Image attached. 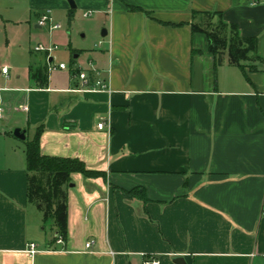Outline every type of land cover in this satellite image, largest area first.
<instances>
[{"label":"crops","instance_id":"obj_1","mask_svg":"<svg viewBox=\"0 0 264 264\" xmlns=\"http://www.w3.org/2000/svg\"><path fill=\"white\" fill-rule=\"evenodd\" d=\"M74 1L0 0V10L27 12L9 22L36 55L14 76L0 71V264H264V0ZM74 11L93 16L102 40L75 48L68 31L74 56L62 70L35 51L36 31H61ZM45 15L52 22L42 25ZM220 18L257 40L242 67L228 52L217 65L210 50L206 32ZM31 67L48 69V86ZM96 79L109 91H94ZM41 126L43 155L105 173L72 174L68 238L55 251L52 228L38 241L45 228L28 202L26 156L22 164L7 148L16 129L32 140Z\"/></svg>","mask_w":264,"mask_h":264},{"label":"trees","instance_id":"obj_2","mask_svg":"<svg viewBox=\"0 0 264 264\" xmlns=\"http://www.w3.org/2000/svg\"><path fill=\"white\" fill-rule=\"evenodd\" d=\"M129 9L141 10L136 7H129ZM215 26L216 30L211 29L206 32V35L217 65L219 54L228 52L231 64L242 67V63L248 60V55L256 50L257 40L240 37L238 30L227 26L221 18ZM229 29L230 35H228ZM194 30L203 31L200 27H194ZM30 72L31 76L40 82L42 88L48 86L47 68L34 71L31 67ZM43 132L44 127H39L34 138L26 143L27 198L29 204L37 207L43 215L44 225L56 231V237L49 243V247H54L57 236L63 238L65 242L68 238V190L71 186L72 174L79 173L85 178H98L105 177V173L89 170L79 159L43 155L40 145ZM130 194L148 203L145 191L135 190Z\"/></svg>","mask_w":264,"mask_h":264},{"label":"rangeland","instance_id":"obj_3","mask_svg":"<svg viewBox=\"0 0 264 264\" xmlns=\"http://www.w3.org/2000/svg\"><path fill=\"white\" fill-rule=\"evenodd\" d=\"M26 16L27 12L21 9L10 10L9 12L3 9L0 10V71L5 65H8L9 67L7 69L8 71L10 70L12 76H14L15 70L24 71V68L30 63L32 57H36V55H33L30 51V44H26L27 36L23 33L18 34L22 28H17L15 24L9 22V20H13L12 18H26ZM92 20L93 16L83 18L81 13L74 11V15L70 21L65 20L63 22V19H61V31L50 33L47 29L35 30L41 36L40 39H35V42L47 46L57 45L59 49L52 53L54 54L55 62L57 64L65 63L69 65L74 55H72L71 49L65 40V35L68 31L72 34V41L73 44H75V48L77 46V48L94 49L95 45L102 40L101 37L97 38L95 33H92V30L90 31L92 28ZM32 29H35L34 25ZM25 45H27V54L23 51ZM89 58V55H84L77 64L85 68L89 64ZM29 136L31 138V134ZM30 138L27 137L25 140L10 138L13 142L7 147L9 149H15L16 157L20 163L22 161V164L25 162L26 143L28 140H31ZM32 208L34 209V214H37V216L39 215L38 217L43 219V215L39 212L37 207L32 206ZM44 228L45 231L40 232V238L38 239L41 247H44L45 243L51 238V227L44 225Z\"/></svg>","mask_w":264,"mask_h":264},{"label":"built area","instance_id":"obj_4","mask_svg":"<svg viewBox=\"0 0 264 264\" xmlns=\"http://www.w3.org/2000/svg\"><path fill=\"white\" fill-rule=\"evenodd\" d=\"M92 13H86L84 16L85 17H89L91 16ZM52 22V19L49 15H45L42 20H41V23L42 25H47L49 23ZM61 26L60 25H56V24H52L51 25V30H58L60 29ZM55 50H58V47L57 46H44V45H39L37 47H35V51L36 52H40V53H46L47 54V60H50L51 59V54L55 51ZM59 69H67V65L66 64H60L59 66ZM51 69H55L54 68H51ZM2 73L4 75H7L8 74V69L5 68L3 69ZM79 78L80 80L83 82V87H86L89 85L90 83V80H89V76H88V73L87 72H81L79 74ZM94 91H106L108 90L109 91V85L106 81L102 80V79H96L94 81ZM106 126V123H101L98 125V128L100 130L104 129ZM65 245V241L63 238L61 237H58L57 236V240H56V245L55 246H64ZM93 245V242H90L87 244V248H91V246ZM49 251H55L53 249H51V247H49ZM28 252L30 253V255L34 256L36 255L37 253H39L38 251V247L35 245V244H31L29 246V250ZM143 264H159V262L157 260H154V259H148V260H145Z\"/></svg>","mask_w":264,"mask_h":264},{"label":"water","instance_id":"obj_5","mask_svg":"<svg viewBox=\"0 0 264 264\" xmlns=\"http://www.w3.org/2000/svg\"><path fill=\"white\" fill-rule=\"evenodd\" d=\"M71 6L72 9H76V4H75V1L74 0H67ZM102 35L105 37L107 36V31L104 30ZM14 136L18 139H21V140H25L26 139V131L25 130H21V129H16L14 131ZM177 263H181V262H184L182 258H177L175 260Z\"/></svg>","mask_w":264,"mask_h":264}]
</instances>
